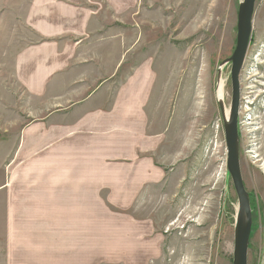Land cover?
<instances>
[{"label": "rangeland", "instance_id": "obj_1", "mask_svg": "<svg viewBox=\"0 0 264 264\" xmlns=\"http://www.w3.org/2000/svg\"><path fill=\"white\" fill-rule=\"evenodd\" d=\"M241 1L0 0V188L19 164L25 128L42 117L50 127L75 125L86 110L125 108L126 90L140 94L125 125L137 157L113 162L147 182L129 196L99 191L97 244L83 250L85 264H232L238 201L223 129L231 65L222 62L234 51ZM246 54L240 86L248 95L264 67V0L255 2ZM56 62L60 77L32 97V81ZM251 98L238 116L240 169L251 211L264 214V98L254 107ZM6 220L0 192V264ZM255 257L250 246L247 264Z\"/></svg>", "mask_w": 264, "mask_h": 264}, {"label": "crops", "instance_id": "obj_2", "mask_svg": "<svg viewBox=\"0 0 264 264\" xmlns=\"http://www.w3.org/2000/svg\"><path fill=\"white\" fill-rule=\"evenodd\" d=\"M45 32L41 34H50ZM53 65L56 68L45 72L41 81H32L31 86L43 87L30 86L32 97H43L48 81L60 77L64 67ZM81 67V60L74 63L75 72ZM134 89L125 91V108L114 105L113 113L86 110L78 114L77 124L52 127L42 117L41 123L20 133L15 156L19 164L0 188L7 213L6 264H82L85 247L97 244L99 191H110L111 197L121 192L129 196L147 182L113 162L136 159L138 154V146L130 143L125 131L129 118L140 110V94ZM91 118H96L98 131L91 129Z\"/></svg>", "mask_w": 264, "mask_h": 264}, {"label": "water", "instance_id": "obj_3", "mask_svg": "<svg viewBox=\"0 0 264 264\" xmlns=\"http://www.w3.org/2000/svg\"><path fill=\"white\" fill-rule=\"evenodd\" d=\"M256 0H242L239 3L236 23V42L231 56L222 62L230 63L231 100L227 118L224 121L226 147V170L237 197L238 208L235 219L232 264H247L248 245L251 231V209L240 169L238 148L239 75L251 41L252 21Z\"/></svg>", "mask_w": 264, "mask_h": 264}, {"label": "flooded vegetation", "instance_id": "obj_4", "mask_svg": "<svg viewBox=\"0 0 264 264\" xmlns=\"http://www.w3.org/2000/svg\"><path fill=\"white\" fill-rule=\"evenodd\" d=\"M247 59V54L245 56L240 75H239V107H238V116H239V110L242 107V102L248 104V99L250 97L253 98L252 106H259L260 102L264 98V89H259L258 87L262 88L264 83H262L260 80H264V76L262 75V72L264 71V67L260 66L255 69V72L253 73L252 80V87L254 88L251 93L246 95V89L248 87L243 86V88L240 86V79H241V73L244 68L245 61ZM252 76V75H251ZM245 90V91H242ZM243 94V96H242ZM245 95V96H244ZM251 98V99H252ZM247 108V106H246ZM259 116L256 115V119L258 120ZM240 120V119H239ZM238 120V121H239ZM254 212V214H253ZM250 241L253 240V243L249 241L248 248L250 246H253V252L258 258V264H260V259L262 256V253L264 252V214L262 208H260L258 211H251V231H250ZM255 257V258H256Z\"/></svg>", "mask_w": 264, "mask_h": 264}]
</instances>
